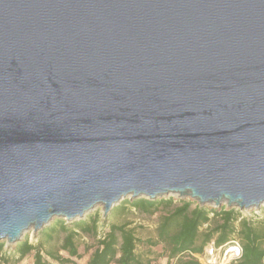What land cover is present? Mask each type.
Instances as JSON below:
<instances>
[{
  "label": "water",
  "instance_id": "95a60500",
  "mask_svg": "<svg viewBox=\"0 0 264 264\" xmlns=\"http://www.w3.org/2000/svg\"><path fill=\"white\" fill-rule=\"evenodd\" d=\"M168 196L264 206V0H0V241Z\"/></svg>",
  "mask_w": 264,
  "mask_h": 264
},
{
  "label": "trees",
  "instance_id": "16d2710c",
  "mask_svg": "<svg viewBox=\"0 0 264 264\" xmlns=\"http://www.w3.org/2000/svg\"><path fill=\"white\" fill-rule=\"evenodd\" d=\"M189 200L174 203L173 198L149 201L126 200L119 205V213L130 208L139 214L153 217L162 211L155 230V238L141 241L130 222L112 224L108 232L97 238L95 216L86 221L67 223L55 220L37 236L39 243L32 245L27 239L15 245L0 241V264H18L32 257V264H77L90 252L85 246L80 252L81 240L88 237L96 240L86 264H153L139 246H161L165 252V264H200L192 255H202L205 246L214 240L216 247L224 246L232 238L241 245V257L233 264H264V220L257 226L241 218L236 209L205 208ZM129 208V209H128ZM206 226V229L200 230ZM62 235L55 249L43 248V241L51 242Z\"/></svg>",
  "mask_w": 264,
  "mask_h": 264
},
{
  "label": "rangeland",
  "instance_id": "374dc122",
  "mask_svg": "<svg viewBox=\"0 0 264 264\" xmlns=\"http://www.w3.org/2000/svg\"><path fill=\"white\" fill-rule=\"evenodd\" d=\"M167 198H173L174 203L178 204V201L181 199L177 198L176 196H168ZM128 200V199H126ZM126 200H122L117 206L112 208L106 215L103 213V209L101 207H97L94 209L90 214L86 215L82 221L90 222L89 219L93 216H95L97 221V238L103 237L109 230V226L112 224H123L125 222H130V227L136 229V235L137 238L141 241H146L147 239H154L155 238V230L158 223L159 216L161 215L162 211L158 212L153 217H148L145 215L139 214L136 210L133 208H128V211L119 213L117 211V208L121 203H123ZM189 200V199H186ZM182 200V201H186ZM192 202V208L195 206L196 202L189 200ZM225 207L224 205L221 207ZM236 211L240 214L241 218L247 219L252 224H255L257 226L259 223H261L264 220V206L261 207L259 210L254 211ZM55 221V220H54ZM54 221H52L48 226L43 228L41 231H38L34 233L33 231H29L28 233L24 234L21 241H24L27 239L29 243L32 245H37L39 243L38 234L42 232L43 230L47 229ZM77 222V221H76ZM70 223V222H69ZM206 229V226L201 228L200 230ZM62 239V235H56L54 240L51 242H44L43 241V248L46 249H55L59 246ZM20 241V242H21ZM96 240L83 237L81 240L80 245V252L84 251V247L88 246L90 247V252L92 251V247L95 245ZM9 245V244H8ZM89 253L84 254V257L82 260L77 261V264H86L88 260ZM138 252L148 253L146 254L148 257H150L151 260H153V264H165V252L161 246H156L154 248H148V247H142L139 246ZM18 264H32V257L28 256Z\"/></svg>",
  "mask_w": 264,
  "mask_h": 264
},
{
  "label": "built area",
  "instance_id": "2783aa9c",
  "mask_svg": "<svg viewBox=\"0 0 264 264\" xmlns=\"http://www.w3.org/2000/svg\"><path fill=\"white\" fill-rule=\"evenodd\" d=\"M242 248L238 240H232L224 246L216 247L214 240L204 248L202 255H192L200 264H233L240 257Z\"/></svg>",
  "mask_w": 264,
  "mask_h": 264
},
{
  "label": "crops",
  "instance_id": "0c3cea01",
  "mask_svg": "<svg viewBox=\"0 0 264 264\" xmlns=\"http://www.w3.org/2000/svg\"><path fill=\"white\" fill-rule=\"evenodd\" d=\"M82 260V259H81Z\"/></svg>",
  "mask_w": 264,
  "mask_h": 264
}]
</instances>
